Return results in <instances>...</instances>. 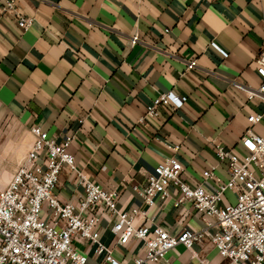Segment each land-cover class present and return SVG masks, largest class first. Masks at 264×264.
Here are the masks:
<instances>
[{
	"label": "crops",
	"instance_id": "0c3cea01",
	"mask_svg": "<svg viewBox=\"0 0 264 264\" xmlns=\"http://www.w3.org/2000/svg\"><path fill=\"white\" fill-rule=\"evenodd\" d=\"M10 1L14 9L3 12ZM20 15L34 18L25 32L17 24ZM134 36L139 41L132 44ZM263 47L264 0H0V130L25 131L28 150L33 126L58 142L71 140L69 149L88 177L119 191L120 210L144 211L135 219L139 225H161L170 233L199 229L202 215L191 204L175 206V187L153 206L135 187L145 186L172 154L191 185L212 166L227 179L217 145L242 152L247 127L264 135V121H248L261 104L247 99L248 88L262 82L256 58ZM191 59L197 66L187 69ZM171 90L187 96L183 106H163L157 117L142 121L148 104ZM16 169L0 162V187ZM79 191L65 168L59 198L75 201ZM113 224L109 216L100 222L106 244ZM77 246L91 264H101L92 247ZM195 248L199 257L180 244L145 264L227 263L209 241ZM115 255L131 262L144 255L142 243L132 241Z\"/></svg>",
	"mask_w": 264,
	"mask_h": 264
},
{
	"label": "built area",
	"instance_id": "2783aa9c",
	"mask_svg": "<svg viewBox=\"0 0 264 264\" xmlns=\"http://www.w3.org/2000/svg\"><path fill=\"white\" fill-rule=\"evenodd\" d=\"M13 9L10 1L3 12ZM33 22V17L20 15L17 24L25 32ZM138 41V36L132 38V44ZM256 62L262 82L257 88H248L247 99L258 100L261 109L248 117L251 125L264 121V47ZM196 66V59L187 61V69ZM237 86L245 88L240 83ZM186 100V95L174 90L161 93L148 104L141 120L154 119L163 106L182 107ZM30 131L34 137L30 149L8 185L0 189V264H91L88 253L77 243L92 247L94 255L102 257L101 264H145L159 261L180 244L199 257L195 246L205 241L215 246L226 264H264V135L252 126L240 139L242 152L216 147L218 159L227 167V179L212 166L203 171L198 184L191 185L182 178L185 167L172 154L148 175L145 186L135 187L143 201L153 206L157 198L168 199L173 186L178 192L175 206L191 204L202 215L203 227H185L178 233L161 225L137 224L136 217L144 211L120 210L119 191L88 177L69 149L71 140L58 142L40 126ZM172 149L178 152L180 145ZM65 168L82 186L75 201L63 202L58 195ZM229 192L234 194L233 200L227 197ZM105 216L114 221L109 244L101 239L100 222ZM132 241L142 243L144 255H134L131 262L116 257L115 250Z\"/></svg>",
	"mask_w": 264,
	"mask_h": 264
},
{
	"label": "rangeland",
	"instance_id": "374dc122",
	"mask_svg": "<svg viewBox=\"0 0 264 264\" xmlns=\"http://www.w3.org/2000/svg\"><path fill=\"white\" fill-rule=\"evenodd\" d=\"M29 139V134L19 131L16 127L0 130V162L2 166L9 162L10 165L18 167L28 151ZM2 188L0 187V189Z\"/></svg>",
	"mask_w": 264,
	"mask_h": 264
}]
</instances>
